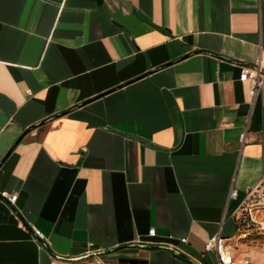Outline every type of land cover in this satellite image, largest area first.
<instances>
[{"label": "crops", "instance_id": "obj_1", "mask_svg": "<svg viewBox=\"0 0 264 264\" xmlns=\"http://www.w3.org/2000/svg\"><path fill=\"white\" fill-rule=\"evenodd\" d=\"M259 68L264 0H0V264H217L219 233L246 258Z\"/></svg>", "mask_w": 264, "mask_h": 264}, {"label": "built area", "instance_id": "obj_2", "mask_svg": "<svg viewBox=\"0 0 264 264\" xmlns=\"http://www.w3.org/2000/svg\"><path fill=\"white\" fill-rule=\"evenodd\" d=\"M240 79L249 83L253 102H255L264 87V71L259 68L253 75H251L249 71L245 69L242 72ZM1 196L10 204H15L18 199V195L16 193H10L8 191H2ZM236 196L237 190L232 188L230 191V198H234ZM251 201H253L252 196L243 204L241 208V210L247 211L249 222L253 225V229L251 231L242 233L243 237L251 235L252 231L258 234H264V203L258 202L259 204H252ZM35 233L40 239H44L43 234L39 230H36ZM149 235L154 237L156 235V229L152 228L149 231ZM182 241L186 242L187 239L183 238ZM222 241V236L219 233L210 238L205 246L206 251L215 252L217 254L218 264H250L248 259H237L233 255L229 254Z\"/></svg>", "mask_w": 264, "mask_h": 264}, {"label": "rangeland", "instance_id": "obj_3", "mask_svg": "<svg viewBox=\"0 0 264 264\" xmlns=\"http://www.w3.org/2000/svg\"><path fill=\"white\" fill-rule=\"evenodd\" d=\"M259 201H251L252 204H259ZM240 243L237 244L236 250L238 254L241 256H245L252 263L254 262L253 254L251 253V249H257L258 251L264 252V234H258L252 231L251 235L247 237L240 238ZM218 264V259H217Z\"/></svg>", "mask_w": 264, "mask_h": 264}, {"label": "trees", "instance_id": "obj_4", "mask_svg": "<svg viewBox=\"0 0 264 264\" xmlns=\"http://www.w3.org/2000/svg\"><path fill=\"white\" fill-rule=\"evenodd\" d=\"M239 233L242 234L253 229V225L249 222L248 214L246 210H241L236 217Z\"/></svg>", "mask_w": 264, "mask_h": 264}, {"label": "water", "instance_id": "obj_5", "mask_svg": "<svg viewBox=\"0 0 264 264\" xmlns=\"http://www.w3.org/2000/svg\"><path fill=\"white\" fill-rule=\"evenodd\" d=\"M149 246V245H148ZM147 247V246H146Z\"/></svg>", "mask_w": 264, "mask_h": 264}]
</instances>
